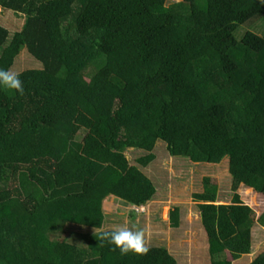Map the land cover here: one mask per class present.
<instances>
[{"label": "trees", "instance_id": "obj_1", "mask_svg": "<svg viewBox=\"0 0 264 264\" xmlns=\"http://www.w3.org/2000/svg\"><path fill=\"white\" fill-rule=\"evenodd\" d=\"M0 7L24 18L14 32L0 23V69L24 86L0 88V264H179L165 246L121 254L100 237L113 230L107 199L143 206L156 196L142 168L160 141L192 163L229 160L232 202L219 203L210 178L195 195L211 264L252 253V229L264 227L261 0ZM24 52L37 67L22 68ZM130 148L147 153L139 165ZM171 222L181 225L180 207ZM75 227L93 233L81 244ZM249 264H264V251Z\"/></svg>", "mask_w": 264, "mask_h": 264}, {"label": "rangeland", "instance_id": "obj_2", "mask_svg": "<svg viewBox=\"0 0 264 264\" xmlns=\"http://www.w3.org/2000/svg\"><path fill=\"white\" fill-rule=\"evenodd\" d=\"M178 1L181 0H168V4ZM0 23L12 28L14 32L23 25L24 18L0 7ZM20 64L23 69L38 66L25 52L20 57ZM154 154V161L142 169L157 186L156 196L143 206L110 197L104 203L107 216L105 228L143 230L145 245L167 247L179 264H211L208 238L195 195L205 190V179L210 178L211 184L218 185L219 203L232 202L235 192L229 160L219 165L192 163L187 158L172 156L163 141L158 142ZM126 155L132 164L137 165L138 159L147 153L130 148ZM177 207H180L181 225L173 227L171 212ZM74 230L75 238L81 244L88 239L90 232L93 233L85 228L75 227ZM252 231V253L244 255L234 264H249L257 254L264 251V227L257 223Z\"/></svg>", "mask_w": 264, "mask_h": 264}, {"label": "clouds", "instance_id": "obj_3", "mask_svg": "<svg viewBox=\"0 0 264 264\" xmlns=\"http://www.w3.org/2000/svg\"><path fill=\"white\" fill-rule=\"evenodd\" d=\"M261 3H264V0H261ZM0 88L14 90L16 93L23 95L24 86L20 79V73L0 69ZM100 237L118 248L121 254L130 252L146 254L149 251L145 246L143 230L133 231L127 228H117L102 232Z\"/></svg>", "mask_w": 264, "mask_h": 264}]
</instances>
